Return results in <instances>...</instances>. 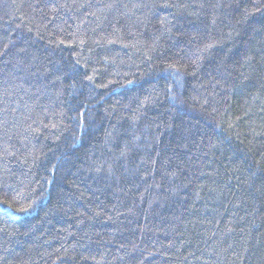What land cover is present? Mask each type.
<instances>
[{
  "label": "trees",
  "instance_id": "16d2710c",
  "mask_svg": "<svg viewBox=\"0 0 264 264\" xmlns=\"http://www.w3.org/2000/svg\"><path fill=\"white\" fill-rule=\"evenodd\" d=\"M0 264H264V0H0Z\"/></svg>",
  "mask_w": 264,
  "mask_h": 264
}]
</instances>
